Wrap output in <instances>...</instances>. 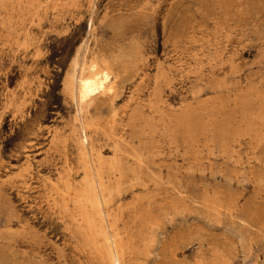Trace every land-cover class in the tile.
<instances>
[{
    "label": "rangeland",
    "instance_id": "rangeland-1",
    "mask_svg": "<svg viewBox=\"0 0 264 264\" xmlns=\"http://www.w3.org/2000/svg\"><path fill=\"white\" fill-rule=\"evenodd\" d=\"M92 165L123 264H264V0H0V264H103Z\"/></svg>",
    "mask_w": 264,
    "mask_h": 264
},
{
    "label": "bare ground",
    "instance_id": "bare-ground-1",
    "mask_svg": "<svg viewBox=\"0 0 264 264\" xmlns=\"http://www.w3.org/2000/svg\"><path fill=\"white\" fill-rule=\"evenodd\" d=\"M85 46L86 43L84 42L78 47V54L72 61L71 71L67 78V87L76 103L77 115L80 114L79 119L81 123L79 124L84 130V123L81 119L83 108L95 96L105 94V92L111 93L112 90V81L109 74L96 69L93 63L87 65L86 61H84ZM82 49H84V52L80 55L79 52L81 53ZM77 115L76 117H78ZM85 142V136L83 140H78V144L81 147L85 146ZM91 168L93 169L91 174L84 173L82 188L77 196L81 212V223L78 225V231L84 233L86 241L90 245L95 246V252L97 251V254L103 259V264H123L124 248L122 242L119 238L108 232L107 215L103 210L106 205V195H104L106 187H104V183L101 181L100 170L94 168L93 165ZM98 239L101 240L100 243Z\"/></svg>",
    "mask_w": 264,
    "mask_h": 264
}]
</instances>
